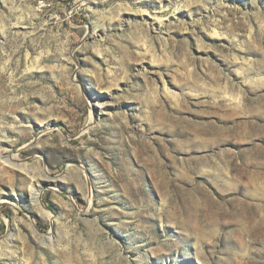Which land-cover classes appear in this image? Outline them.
Instances as JSON below:
<instances>
[{
  "label": "rangeland",
  "instance_id": "obj_1",
  "mask_svg": "<svg viewBox=\"0 0 264 264\" xmlns=\"http://www.w3.org/2000/svg\"><path fill=\"white\" fill-rule=\"evenodd\" d=\"M0 264H264V0H0Z\"/></svg>",
  "mask_w": 264,
  "mask_h": 264
},
{
  "label": "bare ground",
  "instance_id": "obj_2",
  "mask_svg": "<svg viewBox=\"0 0 264 264\" xmlns=\"http://www.w3.org/2000/svg\"><path fill=\"white\" fill-rule=\"evenodd\" d=\"M83 1V0H82ZM237 99V98H236ZM239 101V100H238ZM236 102V101H235ZM239 104H240V102H239ZM17 158V155L16 154H12V153H9V154H6V156H5V158H4V161L7 163V164H9V165H11V166H13V167H22L21 166V164L20 163H18L16 160H14V159H16ZM38 194H39V192H34L33 193V195L34 196H38ZM2 201H6V202H8L9 200L8 199H6V198H4V199H2ZM47 214H49V217L50 218H52L53 217V215H52V213L50 212V211H47ZM49 241L51 242V241H53L52 240V237L50 236V238H49Z\"/></svg>",
  "mask_w": 264,
  "mask_h": 264
}]
</instances>
